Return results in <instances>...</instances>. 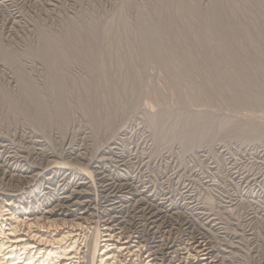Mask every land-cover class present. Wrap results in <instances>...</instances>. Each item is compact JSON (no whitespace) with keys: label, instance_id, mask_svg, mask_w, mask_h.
Returning a JSON list of instances; mask_svg holds the SVG:
<instances>
[{"label":"rangeland","instance_id":"rangeland-1","mask_svg":"<svg viewBox=\"0 0 264 264\" xmlns=\"http://www.w3.org/2000/svg\"><path fill=\"white\" fill-rule=\"evenodd\" d=\"M261 100L264 0H0V212L81 264H264Z\"/></svg>","mask_w":264,"mask_h":264},{"label":"bare ground","instance_id":"bare-ground-1","mask_svg":"<svg viewBox=\"0 0 264 264\" xmlns=\"http://www.w3.org/2000/svg\"><path fill=\"white\" fill-rule=\"evenodd\" d=\"M225 53L227 54L226 51H225ZM206 54L207 53H205V55ZM210 54L211 53H209V55ZM212 56L215 57L214 54H212ZM225 56H228V55H225ZM209 57L210 56H208L207 59H209ZM213 57H212V59H213ZM235 58H237V57H235ZM226 62H227V60H226ZM230 62H228V63H230ZM232 62H234V61H232ZM85 64H87V63H85ZM236 64H238L237 66L240 67V63H236ZM231 65H234V64L231 63ZM237 66L235 65L236 69L239 68V67L237 68ZM247 69H248V67H247ZM218 70H220V68ZM239 70H242V68H240ZM220 71L218 72L216 70V72L218 74L220 73ZM237 72H238V70H237ZM221 74L223 75V73H220V76H222ZM215 75H216V73H215ZM224 75H225V73H224ZM216 76H218V75H216ZM220 76H218V77H220ZM239 76H240V74H239ZM223 77H225V76H222L221 79H223ZM221 79H218V81L220 80V82H221V81L225 80V79H223V80H221ZM214 80H215V78H214ZM245 80H247V81H245ZM251 80H253V79H251ZM251 80H248L246 78L242 79V81L244 83L247 82L245 84V86H243L244 87L243 89H245V87H248L247 88V90H248L249 87L253 85V82ZM215 81H217V80H215ZM207 83H205V84H207ZM214 83H216V82H214ZM226 83H228V81ZM235 83H236V81H235ZM243 84H240V85L242 86ZM250 89H251V87H250ZM245 90H243V91H245ZM203 92H206V91H202V93ZM236 93H238V92H236ZM239 95H240V93H238L236 95L237 98L239 97ZM252 98L253 97H251V101H254V100H252ZM254 98H255V101L253 103H257L256 97H254ZM259 99H261V97ZM249 100H248V103H249ZM257 100H258V98H257ZM263 102L264 101H262V103ZM234 104H237V103L235 102ZM1 210L2 211L0 212V264H81V261H80V259H82L80 257L81 256V250H82L81 247H82L84 238H82V234L80 232L82 229L81 227L83 225L81 226V224H78V223H75L72 221H69V222L63 221L62 223H55V222L50 221L48 223L46 222L47 226H43V223H42V225L40 223L41 222L40 219L36 218V219L31 220L28 217L20 216L16 212L12 211L11 209H6L5 206ZM52 226H54V233H52V230L50 231V228ZM55 227H56V229H55ZM111 236L110 235H108V236L103 235L101 241L94 242L93 246L95 248V251L93 252L94 254L92 255V260H91V261H93V264H120V263H122V261L120 260L121 261L120 262L119 260H117L116 259L117 256L115 254H117L118 252H121V251H125L126 253H127V251H129L130 253H133V252L136 253V251L133 250V248H132L133 246H131L129 244L130 241H123L122 242V241H119L116 239L117 240V241H115L116 243L110 244V242L114 241L113 237H111ZM138 251H139V249L137 250V253H138ZM115 252H117V253H115ZM203 252H205V253L200 255V257L198 256L199 257L198 259H196V257H194L197 260V262H195V264H212V262H209V260H210L208 257L209 253L206 252V250ZM124 255H125V253H124ZM118 257L120 258L121 255H118Z\"/></svg>","mask_w":264,"mask_h":264}]
</instances>
